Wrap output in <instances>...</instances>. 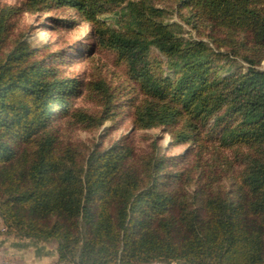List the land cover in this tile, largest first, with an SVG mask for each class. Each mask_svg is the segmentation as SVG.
<instances>
[{
  "label": "trees",
  "instance_id": "trees-1",
  "mask_svg": "<svg viewBox=\"0 0 264 264\" xmlns=\"http://www.w3.org/2000/svg\"><path fill=\"white\" fill-rule=\"evenodd\" d=\"M61 9L77 20L51 26L87 24V50L18 33L25 14ZM94 50L124 82L66 73ZM263 61L264 0L0 4V235L53 243L56 264H264ZM107 121L130 131L107 146L72 136ZM151 130L185 149L149 136L139 152Z\"/></svg>",
  "mask_w": 264,
  "mask_h": 264
},
{
  "label": "rangeland",
  "instance_id": "rangeland-1",
  "mask_svg": "<svg viewBox=\"0 0 264 264\" xmlns=\"http://www.w3.org/2000/svg\"><path fill=\"white\" fill-rule=\"evenodd\" d=\"M17 0H0V4L13 5L16 4ZM76 18L75 11L68 9L54 10L48 14H25L21 17L17 31L22 33L24 39L30 41L32 45L40 46L41 44H48L49 48L53 51L59 49H66L71 47V44L76 42L74 47L73 54H76V50L80 49V45H83V50L91 47V41L88 38H85L88 35L89 27L87 24H75L70 28L66 26L52 27L50 20H70ZM170 22H178L175 14L169 20ZM182 24V23H181ZM185 30V36H190L192 38H197L194 32L187 26L183 25ZM93 51V49H91ZM239 66L243 67L245 70L246 64L242 63L239 60H236ZM258 70H264V61L257 67ZM67 74H74L75 77L79 79H85V77H91L92 79L104 78L106 81H111L115 83L124 82L125 76L123 70L118 66L114 65L113 56L109 53L102 50H94L89 56L81 57L80 59L71 60L68 68H66ZM78 106L88 111H95L94 103L90 102L88 99L83 98L79 101ZM110 122H105L100 128L93 131H83L77 130L72 136L74 139L79 140L90 147L92 144H102L107 146L118 140L121 136L130 131V123L126 121L124 123L116 124L118 128H111L110 130L104 131V128L110 126ZM115 125V123H114ZM113 127V124H112ZM146 134V135H145ZM152 137H160L161 140L158 141V150L162 154L177 155L181 153L185 146H180L177 148H170V142L168 135H162L159 130H151L145 133H137L134 137L135 147L139 152L144 153V151L149 150V139ZM1 222V220H0ZM2 225V222H1ZM1 227V226H0ZM3 230V225L1 231ZM51 245L52 249H55L53 243H48ZM12 258V256L10 257ZM10 258H7L6 261H0V264H18V261H12ZM57 259V255H56ZM56 259L54 263H56Z\"/></svg>",
  "mask_w": 264,
  "mask_h": 264
},
{
  "label": "crops",
  "instance_id": "crops-1",
  "mask_svg": "<svg viewBox=\"0 0 264 264\" xmlns=\"http://www.w3.org/2000/svg\"><path fill=\"white\" fill-rule=\"evenodd\" d=\"M7 258L18 264H56V251L48 243L0 235V261Z\"/></svg>",
  "mask_w": 264,
  "mask_h": 264
},
{
  "label": "water",
  "instance_id": "water-1",
  "mask_svg": "<svg viewBox=\"0 0 264 264\" xmlns=\"http://www.w3.org/2000/svg\"><path fill=\"white\" fill-rule=\"evenodd\" d=\"M145 264H180L176 262H170V263H165V262H151V263H145Z\"/></svg>",
  "mask_w": 264,
  "mask_h": 264
}]
</instances>
